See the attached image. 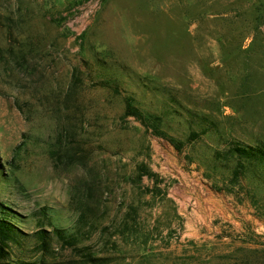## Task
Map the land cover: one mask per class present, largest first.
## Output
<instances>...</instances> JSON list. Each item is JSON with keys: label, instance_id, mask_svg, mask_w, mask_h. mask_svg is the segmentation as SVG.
<instances>
[{"label": "rangeland", "instance_id": "374dc122", "mask_svg": "<svg viewBox=\"0 0 264 264\" xmlns=\"http://www.w3.org/2000/svg\"><path fill=\"white\" fill-rule=\"evenodd\" d=\"M96 1L0 0V264H264V0Z\"/></svg>", "mask_w": 264, "mask_h": 264}, {"label": "trees", "instance_id": "16d2710c", "mask_svg": "<svg viewBox=\"0 0 264 264\" xmlns=\"http://www.w3.org/2000/svg\"><path fill=\"white\" fill-rule=\"evenodd\" d=\"M100 84L104 88L115 90V88L110 85V81H102L100 82ZM127 110L131 116H134L136 118L141 117L140 112L134 107H132L130 104L127 105ZM230 152L233 156H236L240 159H245V160H248V161H251L257 164L259 167V170L264 168V146H250V145L239 144V145L234 146L230 150ZM0 212H1L0 213L1 216H3L4 218L0 220V240H1L0 242L16 240L19 236V232L7 220V218H12L11 210L4 207L2 204H0ZM55 232L59 239H62V240L66 239V237L61 231H55ZM0 251H1V248H0Z\"/></svg>", "mask_w": 264, "mask_h": 264}, {"label": "built area", "instance_id": "2783aa9c", "mask_svg": "<svg viewBox=\"0 0 264 264\" xmlns=\"http://www.w3.org/2000/svg\"><path fill=\"white\" fill-rule=\"evenodd\" d=\"M101 2H102V0H97V1H96V3H97V4H98V3H101ZM82 29L84 30V29H85V27H84V28H82ZM83 30H82V31H83Z\"/></svg>", "mask_w": 264, "mask_h": 264}]
</instances>
